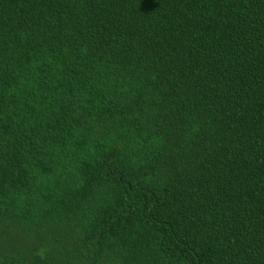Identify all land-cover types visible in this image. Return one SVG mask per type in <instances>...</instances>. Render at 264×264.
Here are the masks:
<instances>
[{"label": "trees", "instance_id": "trees-1", "mask_svg": "<svg viewBox=\"0 0 264 264\" xmlns=\"http://www.w3.org/2000/svg\"><path fill=\"white\" fill-rule=\"evenodd\" d=\"M0 264H264V0H0Z\"/></svg>", "mask_w": 264, "mask_h": 264}]
</instances>
